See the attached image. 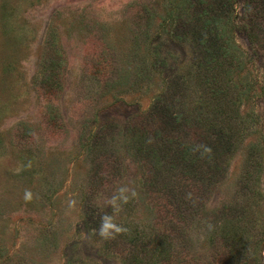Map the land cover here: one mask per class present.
Here are the masks:
<instances>
[{
    "label": "rangeland",
    "instance_id": "rangeland-1",
    "mask_svg": "<svg viewBox=\"0 0 264 264\" xmlns=\"http://www.w3.org/2000/svg\"><path fill=\"white\" fill-rule=\"evenodd\" d=\"M250 1L0 0V264H264Z\"/></svg>",
    "mask_w": 264,
    "mask_h": 264
},
{
    "label": "trees",
    "instance_id": "trees-1",
    "mask_svg": "<svg viewBox=\"0 0 264 264\" xmlns=\"http://www.w3.org/2000/svg\"><path fill=\"white\" fill-rule=\"evenodd\" d=\"M262 0H251L249 2V4H247V9L248 6L250 7V5H254L257 6L258 4L261 3ZM261 10V8H259ZM262 10L264 11V1L262 3ZM260 21H257L256 17H254L252 15L251 12L248 13L247 15V21H246V27L250 30L253 29V27H255ZM218 24L221 26V36L219 37L221 40L225 41V46L220 47V45H218L219 47H216V49L218 50V56H222V58L218 61L217 65L220 64H227L230 63V70L232 69H240L243 66V59L245 57V53L243 52V50L240 48V46L236 43L235 41V33L231 32V29L234 28V24H235V17L234 16H229L225 19L224 22L218 20ZM252 40V39H251ZM217 50H214V52H216ZM213 52V50H212ZM221 66V65H220ZM223 67V65L221 66V68ZM243 82V81H241ZM234 90V89H233ZM247 92H249V90L246 88V90H238L235 94L237 96H235L234 94H232L231 96L234 98H237L238 100L241 99V96L243 95H247ZM253 92V89H252ZM222 93V92H220ZM218 92V94H220ZM224 94H228L227 92H225ZM231 101V98L230 100ZM236 101V100H235ZM256 116V117H255ZM258 115H251L252 118H258ZM133 234V233H130ZM142 238V240L145 239V237L141 234L138 235L137 237H135V239H131V242H135L137 241L139 238ZM139 242V241H138ZM161 247V248H160ZM168 245L164 243V245L158 246L157 248L153 249V260L151 261V264H160L161 258L164 257V253L167 251Z\"/></svg>",
    "mask_w": 264,
    "mask_h": 264
},
{
    "label": "clouds",
    "instance_id": "clouds-1",
    "mask_svg": "<svg viewBox=\"0 0 264 264\" xmlns=\"http://www.w3.org/2000/svg\"><path fill=\"white\" fill-rule=\"evenodd\" d=\"M27 196L30 197V194H27ZM113 230L116 232L121 231V229L119 227H117L116 225H114L111 222L110 217H104V222L102 223V226H101V235L102 236H108V235H110L111 231H113Z\"/></svg>",
    "mask_w": 264,
    "mask_h": 264
}]
</instances>
